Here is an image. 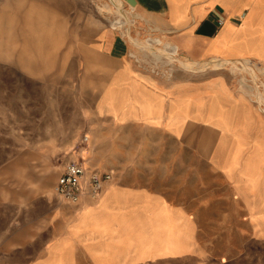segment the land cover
Masks as SVG:
<instances>
[{
    "label": "crops",
    "instance_id": "obj_1",
    "mask_svg": "<svg viewBox=\"0 0 264 264\" xmlns=\"http://www.w3.org/2000/svg\"><path fill=\"white\" fill-rule=\"evenodd\" d=\"M121 4L137 36L159 35L153 40L173 43L181 61L247 60L264 69V0ZM87 37L66 75L78 83L81 120L63 147L72 149L67 161L113 170L114 178L78 204L55 194L43 212L36 191V217L17 222L6 245L16 253L0 264H264V109L255 96L224 66L184 70L177 59L169 71L148 63L115 27ZM82 134L88 140L75 148ZM201 159L209 204L197 193L190 205L186 182L196 176L200 189Z\"/></svg>",
    "mask_w": 264,
    "mask_h": 264
},
{
    "label": "rangeland",
    "instance_id": "obj_2",
    "mask_svg": "<svg viewBox=\"0 0 264 264\" xmlns=\"http://www.w3.org/2000/svg\"><path fill=\"white\" fill-rule=\"evenodd\" d=\"M116 11L133 17L121 0H0V259L5 253H16L6 245L17 222L28 223L36 217V191L42 195L37 198L41 212L49 206L48 198L56 199L55 181L72 152L63 144L81 120L78 83L66 75L79 61L90 39L88 34L105 25L112 27L111 19L123 17ZM133 23L127 24V30L116 29L127 40L140 39L150 46L147 51L137 46L143 50L140 56L144 61L156 62L164 70L181 66L204 72L213 67L179 60L173 43L155 42L153 38L159 35L150 31L137 36ZM159 46L181 65L169 62L167 55L156 49ZM240 62L245 66L246 62ZM249 66L228 65L219 70L227 71L245 93L264 95L259 86H264V69L253 66L251 71ZM191 156L186 151V159ZM185 168L187 178V164ZM200 169V189L196 176L189 185L186 180L185 202L190 205L197 204L196 198H191L197 193L201 205L209 204L210 175L204 172L207 164L203 159ZM221 238L218 234V241ZM215 248L218 256L224 253L223 245L218 243Z\"/></svg>",
    "mask_w": 264,
    "mask_h": 264
},
{
    "label": "built area",
    "instance_id": "obj_3",
    "mask_svg": "<svg viewBox=\"0 0 264 264\" xmlns=\"http://www.w3.org/2000/svg\"><path fill=\"white\" fill-rule=\"evenodd\" d=\"M219 23L222 19L219 18ZM250 64L251 71H254V65ZM263 87V84H259ZM256 103L264 109V95L257 97L255 92ZM88 140L86 134H82L75 148H81ZM114 178V171H100L84 163L82 159H69L63 165L54 184V191L59 201L63 203L78 204L83 195H88L92 199L98 197L104 186Z\"/></svg>",
    "mask_w": 264,
    "mask_h": 264
},
{
    "label": "bare ground",
    "instance_id": "obj_4",
    "mask_svg": "<svg viewBox=\"0 0 264 264\" xmlns=\"http://www.w3.org/2000/svg\"><path fill=\"white\" fill-rule=\"evenodd\" d=\"M111 8V7H110ZM133 8V7H132ZM116 13L117 14H121V15H123V17L121 18V17H119V15H118V17H115V18H113V19H111V25H112V27H121V28H124V30H127L128 29V27H127V24H131L132 23V20L133 19H130L129 17H127V16H125L126 14H125V12L124 11H119V12H117L116 11ZM120 15V16H121ZM134 45H136V46H138L139 48H141V49H143V50H148L149 48H150V46L149 45H146L145 44V42H143L142 40H140V39H135V40H133V41H131ZM162 42V41H161ZM156 49L158 50V51H160V54L162 55L163 53H165L166 55H167V57L169 58V61L171 60V61H173L174 60V57L172 56V54L169 52V51H167L165 48H163L162 46H159V47H156ZM132 52V51H131ZM235 60V59H234ZM146 61H147V59H146ZM241 61H243V60H241ZM150 62V61H149ZM246 62V63H245ZM248 62L249 61H247V60H245L244 61V63H245V66H247L248 65ZM191 63V62H190ZM242 64V63H241ZM209 65H213V67L212 68H215V67H218V66H220V65H222V61H220V60H213V61H206V62H201V63H199L198 64V66H201V67H203V68H205V67H207V66H209ZM232 66H235V67H237V64L235 63V62H232ZM242 66L245 68V66L242 64ZM211 68V67H210ZM207 69V68H206ZM249 70H251V67L249 66ZM250 73H252L251 71H249ZM259 94V93H258ZM257 94V95H258ZM260 95L261 94H259V98H260Z\"/></svg>",
    "mask_w": 264,
    "mask_h": 264
}]
</instances>
